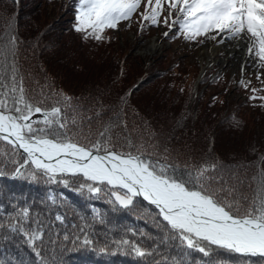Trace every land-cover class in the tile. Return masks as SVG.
Here are the masks:
<instances>
[{"label": "trees", "instance_id": "16d2710c", "mask_svg": "<svg viewBox=\"0 0 264 264\" xmlns=\"http://www.w3.org/2000/svg\"><path fill=\"white\" fill-rule=\"evenodd\" d=\"M47 6H51L49 14L53 19L36 17L38 10ZM72 12H75L73 0H0V36L5 40L9 34L17 37L18 61L25 86L35 89L31 94L36 100L43 98L42 85L50 86L44 89L45 95L54 91L72 98L71 107L65 109L68 134H75L80 143H87L103 125L112 123L117 125L112 131L117 150L128 151L127 142L131 140L136 145H154L161 155L167 149L172 162L181 167L215 163L216 177L235 185L240 194L251 198L256 187L253 177L258 179L264 170V128L249 133L251 139L238 147L240 150L233 149L228 142L229 136L246 128L247 121L242 116L247 114L254 118L253 124L259 123L258 113L264 112V100L259 99L257 91V98L249 99L256 87L248 83L245 88L238 82L242 101L221 118L214 102L216 94L210 93L207 99L202 94L192 104L189 87L182 83L179 87L176 85L178 76L171 68L143 73L142 65L138 64L140 73L136 82L118 89L116 84L130 77L129 55L114 47L111 38L107 41L83 39L73 29ZM92 61L99 63L97 72L103 69L104 62L110 79L97 76ZM224 79L228 81V75L214 77V80ZM151 85L153 90L157 89L151 98L153 109L157 104L179 103V109L166 112L162 118L172 128L158 125L160 119L154 113L161 110L147 114L148 108L144 113L132 103L135 95ZM54 99H47L44 106L50 107ZM182 116L186 119L182 123L185 126L180 125ZM73 118L75 124L71 123ZM226 135H229L225 138L228 142L221 140ZM0 148L10 154L9 146L0 143ZM0 170L4 172L0 176V225H3L0 227V264H264L260 257L241 256L214 246L211 254L205 256L181 246L178 240L166 239L163 225L154 223L152 216L145 215L140 207L144 202L137 199L134 208L113 205L107 188L95 196L87 189L78 190L83 177H66L70 180L69 187L49 183L42 176L36 180L14 178V167L8 156H0ZM22 208L29 210V217L22 222L25 231L35 230L42 236L35 242L41 256L36 255L20 231L8 227L10 217ZM56 215H61L63 221H57ZM80 227H86L96 242L94 245L74 246L64 241L66 234L71 235ZM121 240L137 243L151 255L137 257L130 247L117 246L116 242ZM101 248L105 251L101 252Z\"/></svg>", "mask_w": 264, "mask_h": 264}, {"label": "snow or ice", "instance_id": "6c2138e0", "mask_svg": "<svg viewBox=\"0 0 264 264\" xmlns=\"http://www.w3.org/2000/svg\"><path fill=\"white\" fill-rule=\"evenodd\" d=\"M141 2L73 0V29L85 40H103L105 30L117 29L121 21L130 20ZM165 11L163 23L169 29L163 33L165 37L178 27L177 35L182 34L186 40L198 37L215 40L217 36L238 41L247 39V55L254 54L258 66L264 67V0H147L140 19L159 26ZM240 83L248 87L243 80ZM45 88L50 86H40L43 98L36 100L31 94L35 89L25 86V77L20 71L17 37L9 34L5 40L0 36V143L10 148V154L0 148V156L11 160L14 178L36 180L42 176L49 183L69 187L70 180L66 177H83L78 190L87 189L95 196L107 188L113 205L134 208L137 198H142L145 204L140 207L145 215L152 216L154 223L163 225L165 238L178 240L187 249L208 256L214 246L241 256L264 259V170L258 179L253 177L256 187L249 198L240 194L235 185H228L214 175L215 163L181 167L172 162L167 149L161 155L156 146L136 145L131 140L127 142L128 151L117 150L112 135L117 125L112 123L103 125L87 143H80L75 134H68L65 109L71 107L72 98L63 92L50 91L45 95ZM256 91L252 89L249 99L257 98ZM52 97H55L52 105L45 107V101ZM259 99L264 100V96ZM71 123L75 124V118ZM3 175L0 170V176ZM28 217L29 210L22 208L10 217L8 227L20 231L36 255L41 256L35 242L42 236L23 227L22 222ZM55 219L63 221L61 215ZM63 239L74 246L96 243L86 227L66 234ZM116 243L118 247H130L137 257L151 255L130 240Z\"/></svg>", "mask_w": 264, "mask_h": 264}, {"label": "rangeland", "instance_id": "374dc122", "mask_svg": "<svg viewBox=\"0 0 264 264\" xmlns=\"http://www.w3.org/2000/svg\"><path fill=\"white\" fill-rule=\"evenodd\" d=\"M145 3H147V0H142L140 8L130 20L124 22L121 21L117 29H106L103 33L104 41L111 38V40L114 41V47L119 48L122 52L129 55L128 67L131 68L129 74L130 77L128 78V81L122 79L119 84H116V88L119 89L122 86L133 83L134 81L136 82L137 76L140 73L136 66L141 64L144 69L143 73L149 70L154 71L156 69L163 70L171 68L178 76L176 85L179 87L182 83L183 86H186L187 88L189 87L190 99L194 100L191 101L192 104L196 103L195 100L200 99L202 94L205 95V99H207L212 92L216 94L214 96V99H216L214 102L217 104L216 109H218L220 118L224 115L223 113L226 114L228 110H232L231 108H233L238 101H242V93L239 87H237V83H240L241 80L246 84L250 83L253 87H256L257 92L260 93L259 97L264 96V67L258 66V61L254 54L252 56L247 55V39L238 41L235 38L224 39L223 36H217L215 40L208 39L207 37H198L196 40H186L182 34L177 35L179 31L178 27H174L169 32V35L165 37L163 33L169 31L163 23V18L167 15V12L165 11L161 15L159 26L151 25L140 19V14L144 11ZM40 10H42V12H40ZM40 10H38L36 17L43 19L44 16H46L48 20L49 18L53 19L49 14L51 6H47L46 8L42 7ZM58 13L59 10L57 11V14ZM67 15L68 13L64 16ZM73 15L74 13L72 16ZM141 24H143V29H141ZM213 35H215V33H213ZM221 40H223L222 43L220 42ZM226 43L229 44L228 54L232 53L231 57L233 58L228 66L225 65V55H216V50ZM152 45L154 48L149 50ZM212 52L213 54L210 55ZM134 57L136 58V62L133 59ZM93 63L94 66L92 68L97 76L100 75L99 77L103 79H110L107 75V69H105L108 66L105 65L104 62L101 63L104 67L99 72L95 71V69H98L96 67L99 63ZM135 72L138 74H135ZM218 74L228 75V81L231 79V82L225 81L226 79L223 81L214 80V77ZM257 74H259V79H257ZM113 76L114 79H116L115 71L113 72ZM153 86L154 85L149 86L148 89L142 91L140 95H135L132 103L136 109L138 108L144 113L146 112L145 108H148L150 112H147V114L161 110V113H154L156 119L157 116L160 119L158 125L161 127L172 128L173 125L167 124L166 119L162 120V118L172 110L179 109V103H167L168 105L166 106L157 104L155 109H153L151 98L157 90H153ZM262 111L258 113L260 116L258 124L256 122L253 124L254 118L247 117L246 114L245 116H242L244 119L246 118V128L244 129L243 127L241 131H236L237 133L232 136H221V140L227 141L225 138H228L229 136L230 141L227 142L235 147L233 149H238L241 145L243 146V144H246V142L251 139L249 138V133L251 134L253 131L257 133V131H261L264 128V112ZM189 119H191V117H189ZM185 121L186 119L182 116L180 119V125ZM233 140L235 141V145Z\"/></svg>", "mask_w": 264, "mask_h": 264}, {"label": "bare ground", "instance_id": "6f19581e", "mask_svg": "<svg viewBox=\"0 0 264 264\" xmlns=\"http://www.w3.org/2000/svg\"><path fill=\"white\" fill-rule=\"evenodd\" d=\"M219 39V38H218ZM222 45V44H221ZM228 43H226L225 45H223L221 48H219V49H217L216 50V55L217 56H224L225 55V58H226V63H225V65L226 66H228L229 64H230V61H232L233 60V58L231 57L232 56V53H230V54H228L229 53V51H228ZM231 45V44H230ZM235 46V45H234ZM154 48V46L152 45V46H150V48H149V50L151 49H153ZM213 54V52L212 53H210V55H212Z\"/></svg>", "mask_w": 264, "mask_h": 264}, {"label": "water", "instance_id": "95a60500", "mask_svg": "<svg viewBox=\"0 0 264 264\" xmlns=\"http://www.w3.org/2000/svg\"><path fill=\"white\" fill-rule=\"evenodd\" d=\"M137 199H140V200H142V198H137Z\"/></svg>", "mask_w": 264, "mask_h": 264}]
</instances>
